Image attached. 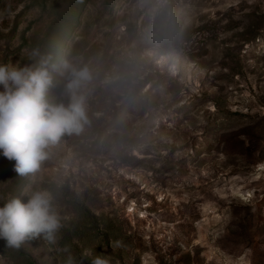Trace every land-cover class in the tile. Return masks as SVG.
<instances>
[{"label": "rangeland", "instance_id": "obj_1", "mask_svg": "<svg viewBox=\"0 0 264 264\" xmlns=\"http://www.w3.org/2000/svg\"><path fill=\"white\" fill-rule=\"evenodd\" d=\"M87 66L88 122L0 206L52 195L53 241L0 264H264V0H0V64ZM2 90V88H0Z\"/></svg>", "mask_w": 264, "mask_h": 264}, {"label": "clouds", "instance_id": "obj_2", "mask_svg": "<svg viewBox=\"0 0 264 264\" xmlns=\"http://www.w3.org/2000/svg\"><path fill=\"white\" fill-rule=\"evenodd\" d=\"M39 57L34 66L0 64V155L14 161L19 175L36 172L47 158L46 149L64 135L79 134L88 122L82 85L91 79L88 67L65 60L60 75L66 80L62 95L67 103L50 102L54 87L50 57ZM45 190L32 191L26 199L11 197L0 206V240L19 248L29 236L53 241L61 228L60 217ZM92 264H107L97 257Z\"/></svg>", "mask_w": 264, "mask_h": 264}]
</instances>
